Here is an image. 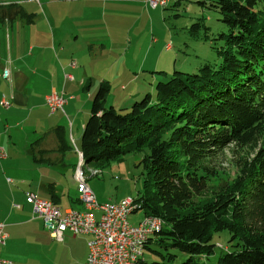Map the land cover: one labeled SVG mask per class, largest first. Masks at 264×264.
Here are the masks:
<instances>
[{
	"label": "trees",
	"instance_id": "1",
	"mask_svg": "<svg viewBox=\"0 0 264 264\" xmlns=\"http://www.w3.org/2000/svg\"><path fill=\"white\" fill-rule=\"evenodd\" d=\"M209 5L227 29L216 67L175 71L119 110L106 105L110 85L102 81L82 128L87 166L142 153L149 189L133 199L162 227L140 264H264V0ZM17 15H26L19 5L0 6V18ZM56 135L67 139L63 127ZM229 145L231 177L218 167ZM221 231L228 238L218 246L212 238Z\"/></svg>",
	"mask_w": 264,
	"mask_h": 264
},
{
	"label": "crops",
	"instance_id": "2",
	"mask_svg": "<svg viewBox=\"0 0 264 264\" xmlns=\"http://www.w3.org/2000/svg\"><path fill=\"white\" fill-rule=\"evenodd\" d=\"M10 3L19 5L26 15L0 18V147L6 154L0 158V222L7 235L0 257L13 264H85L87 236L66 231L61 244L48 243L47 238H53L40 228L32 234L37 231L48 237L37 246H9L6 228L21 230L38 221L45 226L26 203L27 192L48 200L53 197L62 208L73 207L62 206L60 182L64 179L69 184L66 175L71 171L74 183L79 158L77 153V163L71 165L64 154L79 151L94 92L99 83L107 81L106 73L92 75L90 68L106 54L113 59L108 66L130 54L129 58L147 56L152 47L143 48L142 44L148 28L153 27L152 14L157 8L146 6L143 0H0V6ZM124 13L132 19L122 20ZM153 42L157 40L153 38ZM168 44L164 49L170 51ZM6 67L9 80L2 76ZM140 87L138 84L136 89ZM51 91L63 96L69 92L65 103L68 112L65 104L64 113L49 111L45 99ZM150 91L143 87L120 102L111 100L109 105H130ZM74 124L79 126V143L72 139ZM57 127L65 129V142L56 135ZM75 203L81 207L78 197Z\"/></svg>",
	"mask_w": 264,
	"mask_h": 264
},
{
	"label": "rangeland",
	"instance_id": "3",
	"mask_svg": "<svg viewBox=\"0 0 264 264\" xmlns=\"http://www.w3.org/2000/svg\"><path fill=\"white\" fill-rule=\"evenodd\" d=\"M201 1L205 0H175V2H171L170 6L167 5L166 9L157 8L156 12L152 14L153 27L148 28V37L142 44L143 48L152 47L147 56L141 54L140 57L129 58L132 55L130 54L128 57H122L116 60L113 65L108 66L113 59L106 54L104 58L94 62L90 68L92 75L102 72L107 74L106 78L110 85L106 98L107 106L111 100L120 102L127 95V98L129 95H135V92L143 87H148L153 95L156 83L167 80L175 71L195 73L205 63L213 67L220 63L222 57L218 51L225 48V40L220 33L227 31V29L219 20L220 14L209 5L210 0H206V3ZM131 13L128 12V14ZM128 19H132V17L124 13L122 20L126 21ZM196 23L198 26H196ZM153 38L157 40V42H153L155 44H152ZM167 43L170 44V51L164 49ZM123 45L126 48L128 44L124 43ZM138 84H141V87L136 89ZM121 85L127 86V89L122 90ZM66 94L64 98L68 99L69 92L66 91ZM77 102L79 101L77 100ZM91 104L92 101L90 107ZM123 106L128 108L130 105H117L115 108L119 110ZM64 108L68 112L66 104ZM58 112L64 113L63 110ZM89 115L90 111L88 117ZM67 129L70 131L69 125H67ZM71 131L72 139L75 137V140L79 143V138H77L79 134L78 124H74ZM71 143L74 146L73 141ZM228 148H232V145L225 148L221 160L218 161V167L221 172L231 177L235 169L231 163L232 156ZM64 157L71 165L77 163V151H67ZM141 158V152H131L108 161L106 165L100 168H95L94 171L98 172L96 175L90 176V172H86V184L99 203H114L126 197L136 198L139 192H145L149 189V184L145 180L146 175L141 173L142 168L138 165ZM70 175L71 171H68L66 177L69 184L64 179H61V182L59 181L63 186L62 206L72 205L77 208L78 206L75 203V198L78 197L76 194V181L73 183ZM95 214L96 216L99 215L98 212H95ZM143 216L142 211L138 210L129 215V221L137 223ZM40 228L49 233V230L40 221L37 225L25 227L21 230L7 227L6 232L10 235L8 245L37 246L38 241L48 237L47 233L44 236L37 231L34 235L32 234L33 230ZM227 238V231H221L214 233L212 240L220 246L226 244ZM47 239L49 240L48 243L61 244L51 238ZM216 256L217 253L211 259V262L215 260ZM143 258L145 260L151 259L146 252H144Z\"/></svg>",
	"mask_w": 264,
	"mask_h": 264
},
{
	"label": "built area",
	"instance_id": "4",
	"mask_svg": "<svg viewBox=\"0 0 264 264\" xmlns=\"http://www.w3.org/2000/svg\"><path fill=\"white\" fill-rule=\"evenodd\" d=\"M143 2L150 8L163 5V0ZM166 47L169 48L170 45ZM2 76L10 79V70L7 67L3 69ZM45 100L51 113L64 111L66 99L61 93L51 91ZM2 103L8 105L4 100ZM5 156L4 149L0 147V158ZM74 179L81 203L80 209L62 208L37 193L27 192L25 199L31 206L33 216L43 220L50 236L56 241H63L66 231L73 236H87L88 251L85 264H132V259H140V244H145L143 233L147 226H153L156 217L143 216L137 223H131L129 215L138 211V204L130 197L114 203H99L91 189L82 183L80 161L75 165ZM95 212L99 215L96 216ZM6 238L4 225L0 222V249L4 246ZM0 264L13 263L0 257Z\"/></svg>",
	"mask_w": 264,
	"mask_h": 264
},
{
	"label": "bare ground",
	"instance_id": "5",
	"mask_svg": "<svg viewBox=\"0 0 264 264\" xmlns=\"http://www.w3.org/2000/svg\"><path fill=\"white\" fill-rule=\"evenodd\" d=\"M169 0H163V5H157L156 8H164L168 4ZM78 153V158L80 161V170H81V176H82V183H85V187L90 189L89 186L86 184V172L90 173H96V171H93V169L89 166H87L84 161L83 157L80 151H77ZM162 227V221L160 218L156 217L153 221V226H147L145 228V231L143 233V243H146L148 238L152 236L155 232L159 231ZM143 251H144V244H140V259L142 260L143 258ZM140 259H132V264H140L141 260Z\"/></svg>",
	"mask_w": 264,
	"mask_h": 264
}]
</instances>
